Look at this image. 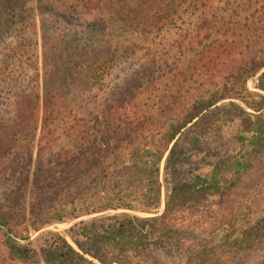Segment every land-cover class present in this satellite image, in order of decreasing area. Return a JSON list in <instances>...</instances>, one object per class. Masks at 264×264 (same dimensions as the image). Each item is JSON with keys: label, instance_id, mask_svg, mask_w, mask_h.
<instances>
[{"label": "trees", "instance_id": "1", "mask_svg": "<svg viewBox=\"0 0 264 264\" xmlns=\"http://www.w3.org/2000/svg\"><path fill=\"white\" fill-rule=\"evenodd\" d=\"M34 1L43 0L0 2V164L13 157V166L29 172L35 162L33 177L20 176L24 187L31 181L56 195L69 189L52 220L97 214L66 231L76 246L62 232L47 230L42 260L134 264L145 253L159 264L154 249L187 248L177 226L183 212L238 184L253 150L264 148V0H66L59 7L74 12L82 29L42 15V81L23 83L4 71L19 60L17 45L25 40H4L34 20ZM129 33L151 43L133 41ZM167 35L177 38L167 41ZM179 53L189 56L198 79L191 86L200 91L190 96L173 75ZM102 70L116 74L94 111L88 106L94 100L83 94ZM253 77L255 89L248 86ZM156 92L158 114L151 111ZM230 122H237L242 132L235 138L251 151L217 164L208 185L183 177L178 164L205 144L203 137L220 136ZM26 198L19 201L26 205ZM9 201L0 206V231L8 238L7 252L24 258L32 239L18 235L15 224L27 209L20 210L15 198ZM108 210L115 212L105 215ZM229 237L199 244L194 264H220L219 258L237 255L246 260L255 248L261 255L245 264H264V217ZM0 264L17 263L0 255Z\"/></svg>", "mask_w": 264, "mask_h": 264}, {"label": "rangeland", "instance_id": "2", "mask_svg": "<svg viewBox=\"0 0 264 264\" xmlns=\"http://www.w3.org/2000/svg\"><path fill=\"white\" fill-rule=\"evenodd\" d=\"M2 0H0L1 2ZM66 0H43L36 4L35 10H29L31 18L34 20L29 26L19 27L16 26V31L12 34H8L6 37L7 41H13L16 38L24 39L25 41L17 45L18 53L14 57L19 58L17 62L13 61L14 64L9 70H5L4 73H11L13 76H18L25 83L28 79H35L36 81H42L43 69H42V22L41 16L49 15L51 18H57L62 25H67L70 28L77 27L82 29V23L77 21L74 15L75 13L69 10H63L59 7V3L62 4ZM72 0H67L71 3ZM60 12H55L59 10ZM73 17H72V16ZM128 37L132 38L133 41L144 43L148 45L151 43L150 40L144 41L141 37H135L131 33ZM167 41L170 38L166 36ZM164 37V38H166ZM177 37L170 38L169 40ZM132 40H129L132 42ZM158 43V37L156 39ZM1 47V46H0ZM7 48L3 49L6 52ZM177 57L178 66L177 73L173 74L176 76V81L185 85L184 95L190 96L192 93H198L200 89H192L193 82H197V76L192 73L189 56L186 54L179 53ZM2 72V71H1ZM116 74V72H114ZM107 70H102L99 74L97 82L91 88L88 93L85 92L83 95L89 98V101L94 102V105H88L94 111L97 110V105L106 96V91L111 85L112 76ZM12 76V77H13ZM256 79L253 77L249 79L248 86L251 89H255ZM42 83V82H41ZM3 86V85H2ZM191 86V89H190ZM42 91V89H41ZM155 107L151 109L153 113L158 114V92L153 95ZM100 107V106H99ZM160 116V115H158ZM165 116L162 117L164 119ZM242 131L239 128L237 122L228 123L225 125L220 133L215 137V134L203 137L205 144L199 149L192 150L188 153L187 159L180 162L178 167L184 170L182 173L183 177L188 179L200 180L205 185L209 184L214 168L217 164L228 163L237 158H243L249 151L250 146L242 145L238 142L236 135ZM135 136V135H134ZM135 139V137L133 138ZM188 144V143H187ZM183 143L184 146L187 145ZM37 151V149H36ZM253 162L250 168L245 171L237 179L239 182L235 186L230 188H224L219 193L208 194L207 198L203 201L200 206L195 208L187 209L183 212V218L177 225L181 231H183V237L186 239L185 243L187 248H184L181 252L173 249L168 250L167 248L161 247L154 249L156 258L159 260V264H194L195 259L198 257V250L196 249L199 244L210 243L214 239H222L225 241L226 237L229 239L235 237L241 230L242 227L251 225L257 220H261L264 217V148L259 150H253ZM5 160L0 164V206L11 205L9 199H17L18 207L23 210V202L25 197L26 205L24 208L27 209L26 217L16 220L15 231L22 235V237H30L32 239V250L29 255L24 258L17 257V254H10L5 248L8 238L0 231V255L7 256L10 261L17 264H45L42 260L41 249L44 245V234L47 230L53 229L62 232L66 235L68 241L75 245L69 234L66 231L73 225V223L86 219L90 220L97 214L83 215L73 220H52L51 213L60 208V202L65 198L64 194L56 195V192L49 190L46 187L35 186L31 183L24 187L23 183L19 182L20 176H22L26 170L25 168H19L14 163L16 160L12 159ZM26 154H24V160ZM38 165L33 162L30 166L29 172L26 175L31 177L37 172ZM224 177L231 178V173L226 172ZM162 180L164 179V164H162ZM223 179V176H221ZM81 178V177H80ZM15 179V182L13 181ZM78 179V178H77ZM84 182L86 179H80ZM166 183V187L168 183ZM75 187L73 190H77L83 186L73 184ZM163 191V199L159 212H162L165 207L167 188ZM20 200V201H19ZM17 205V204H16ZM22 208V209H21ZM35 209V210H32ZM31 211H35V215H31ZM105 215L115 212L114 210H108ZM123 211V210H119ZM141 215H151L152 213H140ZM38 217V218H35ZM37 219V220H36ZM48 221L49 225L42 228H37ZM18 241L24 242V240L18 236H13ZM191 245V247H189ZM76 246V245H75ZM250 257L245 255L246 260L241 259V255L229 256L219 258L220 264H245L250 262L249 258L261 255V249L255 248L251 252ZM139 254V253H138ZM244 257V256H243ZM242 257V258H243ZM95 262H98L93 257H90ZM134 264H154L152 260L146 257L145 253L137 255L133 259ZM215 264V263H214Z\"/></svg>", "mask_w": 264, "mask_h": 264}]
</instances>
